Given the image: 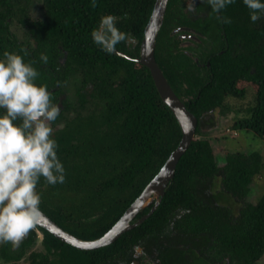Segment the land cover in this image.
I'll use <instances>...</instances> for the list:
<instances>
[{"label": "trees", "instance_id": "trees-1", "mask_svg": "<svg viewBox=\"0 0 264 264\" xmlns=\"http://www.w3.org/2000/svg\"><path fill=\"white\" fill-rule=\"evenodd\" d=\"M39 1L43 18L30 21L28 2L0 0V57L6 51L16 52L25 63L33 62L38 82L48 89L65 80L77 85L78 106L66 105L73 114L63 118V126L52 137L59 145L65 182L52 186L41 177L36 191L41 195L40 210L48 218L79 240L93 241L121 218L182 136L149 70L134 60L155 0H97L95 8L91 0ZM177 1H168L154 56L174 93L197 118L195 137L214 127L212 112L229 109L227 99L243 100L250 85L252 99L235 111L232 131L248 132L264 143V14L253 23L243 0H235L221 12L231 24L219 22L213 13L210 25L216 27L210 26L206 35L218 39L215 34L222 25L226 34L239 37L241 47L235 58L213 59L210 78L201 80L197 69L183 64L185 57L171 35V23L179 12L172 5ZM16 13L36 41L32 56L25 55L8 32L7 19ZM107 14L116 15L117 27L127 33L114 50L129 59L105 52L93 42L91 33ZM41 54L48 57L46 64ZM63 57L65 62L60 64L57 58ZM195 137L179 159L159 206L139 226L90 251L78 250L39 228L46 254H32V264L127 262L132 249L144 243L160 264H258L264 255V185L254 204L246 198L253 181L264 176V158L254 151H235L227 153L219 167L211 143ZM217 180L220 190H216ZM233 201L239 203L237 210ZM32 239L13 251L10 243H4L0 257L20 259Z\"/></svg>", "mask_w": 264, "mask_h": 264}, {"label": "clouds", "instance_id": "clouds-1", "mask_svg": "<svg viewBox=\"0 0 264 264\" xmlns=\"http://www.w3.org/2000/svg\"><path fill=\"white\" fill-rule=\"evenodd\" d=\"M235 0H208L217 20L231 24L228 17L219 15ZM255 23L264 14L261 0H243ZM97 7V0H91ZM189 11H195L189 6ZM118 17H101L98 28L91 33L93 42L101 50L111 52L118 43L127 39V33L117 27ZM27 53H25L26 55ZM0 61V243L18 248L39 223L41 195L36 191L43 177L47 184L64 183L65 168L57 155L59 147L53 137L51 124L61 109L52 102L47 85L35 83L39 73L25 63L21 55L5 52ZM46 64L48 57L41 54ZM20 121V123H15Z\"/></svg>", "mask_w": 264, "mask_h": 264}, {"label": "flooded vegetation", "instance_id": "flooded-vegetation-1", "mask_svg": "<svg viewBox=\"0 0 264 264\" xmlns=\"http://www.w3.org/2000/svg\"><path fill=\"white\" fill-rule=\"evenodd\" d=\"M38 1L34 0L36 4L38 3ZM26 2H28L29 4L27 7L28 11L26 12V14L29 17L30 21L42 19L43 18L42 9L39 8V18L32 17L33 15L32 13L35 11V9H32V0H27V1L21 0L22 5L25 4ZM12 3L16 4V1H12ZM189 6H194L195 11L194 12L189 11ZM172 8L175 11H179V12L174 16L173 22L171 23V27H172L171 35H173L177 41V45H178L177 47L180 56L185 57L183 58L182 61L186 63L183 62V64H186L189 67L193 66L192 68L197 69L198 75L201 78V80L210 78L212 74L211 62L213 59H216L222 55H227L231 58H235L238 56L241 47L240 45L241 40L234 33L226 34L225 29L223 28L222 25H219V30L217 31V34H215V37H217L218 39L215 38L213 39V37L206 35L211 33L210 26L216 27V24L214 23H211L210 25V19L213 13L215 12L212 11V8L208 3V0H179L172 5ZM15 10H17V8ZM215 15L217 16L218 14L215 13ZM219 15H221V13H219ZM19 18H20L19 14L16 13L15 15H13L12 18L7 19L6 25L8 32L15 38L16 43L22 48V50L25 53H27V55L32 56L31 52L36 48V41L33 37V34L31 33L29 26L24 23H20V21H18ZM13 21L16 22L14 23ZM135 44L136 41L134 40L132 43V47H134ZM14 53L17 54L16 52ZM4 59L5 57H0V61ZM57 61L60 64H64L65 58L64 57L57 58ZM35 83L37 85H44L38 82V78L36 79ZM76 86L77 85H75L74 82L71 84L69 80H65L62 81L61 83H56L55 88H53L52 86L49 87L48 90L53 94L52 102L57 104L58 107L61 109L59 117L55 122L51 124L53 130H56L61 126H63L64 117L67 118L69 117L70 114H73V113H68L66 110L67 108L66 105H68V103H71L73 106L76 105L78 106V98L76 96V89L78 87ZM183 95L184 96L182 97L184 98V100H187L185 96L188 94L183 92ZM5 112H6L5 109L0 108V115L6 114ZM16 122L20 123V121H16ZM219 187L220 186L217 185L216 190H220ZM234 205H236L235 201H233V206ZM140 218L137 219L134 218L132 223L138 221ZM39 228H40L39 226H36V228L30 231L27 237L23 240L25 241L29 237H33L32 244H30L24 250L22 257L18 260L10 259L8 261H5L0 257V259L4 262L3 264H12V263L15 264L23 260H25L27 264H32V262L30 261L32 254L45 255L46 248L44 246V235L39 230ZM40 234H41L40 244L42 248L41 250H32L33 249L32 247L35 245L36 241L38 240V236ZM3 244L4 243L1 244L0 248L3 246ZM146 244L147 243H144L142 246L134 247L132 249L131 259L129 261L127 262L118 261L111 264H160L159 260H157L155 255L153 254L152 256L149 255L148 246H145ZM18 248L14 249L10 244L9 249L10 251H13V250H17ZM49 258L50 260L52 259V257ZM208 263L210 264V261H208ZM216 264H223V263H216Z\"/></svg>", "mask_w": 264, "mask_h": 264}, {"label": "water", "instance_id": "water-1", "mask_svg": "<svg viewBox=\"0 0 264 264\" xmlns=\"http://www.w3.org/2000/svg\"><path fill=\"white\" fill-rule=\"evenodd\" d=\"M167 3L168 0H155L148 22L143 31V38L140 42L139 48V56L134 60L149 70L160 98L170 109L178 122L182 133L181 139L177 147L171 152L160 170L145 186L140 195L126 209L121 218L111 227V229H109L108 232H106L99 239L93 241L79 240L73 235L62 230L56 223L51 221L41 212L42 215L37 226L50 233L61 242L69 244L78 250L90 251L108 246L115 242L122 234L144 222L159 206L165 195L167 186L174 178L176 165L179 159L186 152L191 141L195 137L198 125L197 118L187 110L184 103L174 93L155 61L154 54L156 38L164 20ZM111 53L116 56L129 59L128 56L116 50L111 51ZM150 206L152 207L147 214L143 215L138 221L132 223L133 219L141 211Z\"/></svg>", "mask_w": 264, "mask_h": 264}, {"label": "rangeland", "instance_id": "rangeland-1", "mask_svg": "<svg viewBox=\"0 0 264 264\" xmlns=\"http://www.w3.org/2000/svg\"><path fill=\"white\" fill-rule=\"evenodd\" d=\"M38 1V0H36ZM39 8L40 2L36 4L34 0H32V9L35 11L32 13V17L39 18ZM14 23L16 21H13ZM13 23V24H14ZM12 24V27H13ZM253 95L252 87L247 85V95L243 100H234L227 99V106L229 109H218L209 115L211 119L214 121V127L207 128L201 130L199 136L195 138L199 139H207L213 148L214 157L216 158V164L219 167H222L224 164V158L227 153L239 151L243 154H248L250 152H258L264 158V143L254 138L248 132L240 131L235 133L232 131V124L236 119L235 111L242 110L247 106V104L251 101ZM71 96V95H70ZM231 136V137H230ZM264 174V173H263ZM264 177V176H263ZM258 177L257 180H254L250 185V195L246 198V202L250 204H254L257 197L260 196L262 192V187L264 185V178ZM217 184L219 186V181L217 180ZM220 189V187H219ZM264 193V192H263ZM232 202V201H230ZM239 207V203L236 202L234 208L237 210ZM41 234L38 236V240L35 245L32 247V250H41ZM2 243H0L1 246ZM4 262L0 259V264ZM14 264V263H12ZM15 264H27L25 260L15 263ZM258 264H264V255L259 260Z\"/></svg>", "mask_w": 264, "mask_h": 264}]
</instances>
